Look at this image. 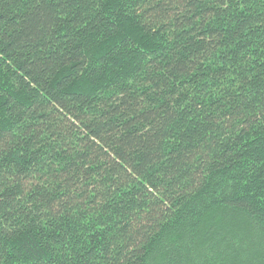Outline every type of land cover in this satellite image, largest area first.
Listing matches in <instances>:
<instances>
[{
  "label": "trees",
  "instance_id": "obj_1",
  "mask_svg": "<svg viewBox=\"0 0 264 264\" xmlns=\"http://www.w3.org/2000/svg\"><path fill=\"white\" fill-rule=\"evenodd\" d=\"M64 3L0 0V264H264V5Z\"/></svg>",
  "mask_w": 264,
  "mask_h": 264
},
{
  "label": "snow or ice",
  "instance_id": "obj_2",
  "mask_svg": "<svg viewBox=\"0 0 264 264\" xmlns=\"http://www.w3.org/2000/svg\"><path fill=\"white\" fill-rule=\"evenodd\" d=\"M82 2V0H65L64 5L58 9V14L62 13L63 14V18L65 20L68 19V17L71 15V7L75 6V7H79L80 3ZM106 2V0H94V3L92 4V8L96 9V8H102L104 3ZM216 2L228 9L229 11H231L233 5L235 4L236 6L240 7L241 12L245 11L244 6L246 5L247 8L250 10L254 4L257 2V0H216ZM259 3L261 5H264V0H259ZM82 25L85 29H87L88 26V22L87 21H82ZM262 63H264V61H262ZM251 80V77L249 78ZM235 82V77H233L232 81H230V83H234ZM243 90V89H241ZM249 91H251V88H249ZM247 93H245L246 95ZM206 135H211V131H207ZM3 193L0 192V197H2ZM3 220V214L0 213V221Z\"/></svg>",
  "mask_w": 264,
  "mask_h": 264
}]
</instances>
